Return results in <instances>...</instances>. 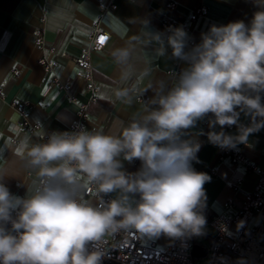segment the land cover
I'll use <instances>...</instances> for the list:
<instances>
[{
	"label": "clouds",
	"instance_id": "clouds-1",
	"mask_svg": "<svg viewBox=\"0 0 264 264\" xmlns=\"http://www.w3.org/2000/svg\"><path fill=\"white\" fill-rule=\"evenodd\" d=\"M254 3L261 10L250 24H213L191 48L183 26L170 27L167 34L142 29L154 46L153 60L170 48L187 67L137 89L150 88L153 96L126 121L114 120L107 132L78 125L46 139L41 131L43 142L26 136L14 152L29 176L24 197L5 183L6 177L19 176L14 162L0 160V264H102L106 246L118 234L124 244L130 236L205 234L204 185L211 177L192 166L199 162L201 143L182 137L209 114L210 129H239L235 136L207 133L209 143L221 149L247 144L249 135L264 128V0ZM112 56L125 65L130 52L119 48ZM114 95L132 102L127 89ZM242 113L250 125L239 123ZM135 160L141 162L139 170L125 171L123 162ZM109 194L114 198L105 199ZM244 223L239 221L237 230Z\"/></svg>",
	"mask_w": 264,
	"mask_h": 264
},
{
	"label": "crops",
	"instance_id": "crops-1",
	"mask_svg": "<svg viewBox=\"0 0 264 264\" xmlns=\"http://www.w3.org/2000/svg\"><path fill=\"white\" fill-rule=\"evenodd\" d=\"M97 1L0 0V160L14 162L19 176L5 178L14 195H26L25 183L29 179L25 162L14 155L19 142L26 136L33 142H43L37 135L41 131L45 133V139L54 131H67L77 118L79 104L89 100L90 95L73 58L80 54L82 44L93 34L97 24H102L110 33V40L104 50L91 56L99 91L97 100L89 104L90 118L86 128H102L107 132L114 120L126 121L141 108L139 95L147 99L153 96L150 88L146 92L137 89L146 88L166 72L179 73L177 71L187 67L186 62L171 56L170 48L165 57L153 60L154 46L141 35L142 29L167 34L161 23L168 20L177 27L183 26L198 44L201 34L206 33L211 25H227L237 20L248 25L254 13L261 10L254 0H115L118 9L102 13ZM170 3L175 7L170 8ZM201 3L207 4L208 16L192 24L190 16ZM36 29L43 32L46 51L55 48L67 54L66 57L58 56L57 73L63 80L71 82L69 93L57 87L46 89L48 75L40 62L43 51L34 44L32 37ZM119 48L129 49L130 56L125 65L117 64L112 56L113 50ZM15 70H18L17 74ZM120 89L129 91L130 104L116 100L114 93ZM69 94L75 96V101L69 98ZM24 101L30 106L29 124L24 123L18 110ZM209 118L211 114L198 121L194 128L185 130L182 138H196L201 143L197 153L199 162L193 161L192 166L197 172H205L211 177L204 185L207 199L203 214L207 220L204 230L212 233L211 220L224 211L223 206L228 200L240 205L255 187L258 176L243 164L234 163L230 157L219 160L218 146L209 143L207 133L223 130L235 136L239 129L236 125L223 129L217 125L210 129ZM249 120L242 113L239 123L248 126ZM236 148L264 170V128L249 135L247 144H239ZM123 163L127 172H136L141 167L139 160ZM109 195L111 198L115 196ZM255 219L252 213L245 214L244 225ZM153 239L163 249L177 240L163 235ZM197 240L206 242L202 237Z\"/></svg>",
	"mask_w": 264,
	"mask_h": 264
},
{
	"label": "built area",
	"instance_id": "built-area-1",
	"mask_svg": "<svg viewBox=\"0 0 264 264\" xmlns=\"http://www.w3.org/2000/svg\"><path fill=\"white\" fill-rule=\"evenodd\" d=\"M98 6L102 13L116 11L118 4L115 0H98ZM174 8L173 3L169 4ZM209 8L207 4L201 3L193 12L191 23L197 22L201 18L208 16ZM161 25L167 32L172 27H177L174 23L164 20ZM33 42L41 48L43 54L40 62L48 75L46 89L55 87L67 91L72 89L70 81L63 80L57 73L59 66L58 56L66 57L65 52H58L55 48L45 50L46 40L42 30L36 29L32 33ZM188 47L195 44V39L189 36ZM110 40V33L102 24H97L93 34H91L80 48V54L73 58L74 64L79 68L86 91L90 95L87 102L79 104V111L75 122L67 131H73L76 126L83 125L90 118L88 107L92 101L97 100L99 86L93 75V64L91 56L94 52L104 50ZM180 72V71H177ZM14 73H18L15 70ZM264 97V95H263ZM69 98L75 101V96L69 94ZM138 101H146L147 98L138 96ZM28 101L19 104L18 110L24 123H28L29 109ZM259 119V118H258ZM250 125V120L249 123ZM229 127V126H224ZM219 160L223 161L230 157L234 163L243 164L248 170L257 174L258 179L251 192L246 194L243 202L239 205L234 200H228L224 204V211L214 217L210 226L213 230L209 233L204 230L202 237L206 242L198 241V237L177 238L167 249L160 248L154 239L129 237L127 244L123 243V236L118 234L114 240L110 241L107 255L102 264H264V170L260 169L255 162L248 160L239 149H221L218 147ZM108 195L105 199H110ZM138 198V197H137ZM252 213L256 217L253 223L250 220L246 225L237 230V223L244 219L245 214ZM227 228V232L222 231ZM115 244L116 247L111 245ZM201 246L206 249V255L196 257L193 254L194 246ZM207 258L203 261L202 258Z\"/></svg>",
	"mask_w": 264,
	"mask_h": 264
},
{
	"label": "water",
	"instance_id": "water-1",
	"mask_svg": "<svg viewBox=\"0 0 264 264\" xmlns=\"http://www.w3.org/2000/svg\"><path fill=\"white\" fill-rule=\"evenodd\" d=\"M193 254L196 257L204 256V255H206V249L199 246V245H197V246L195 245L193 248Z\"/></svg>",
	"mask_w": 264,
	"mask_h": 264
},
{
	"label": "rangeland",
	"instance_id": "rangeland-1",
	"mask_svg": "<svg viewBox=\"0 0 264 264\" xmlns=\"http://www.w3.org/2000/svg\"><path fill=\"white\" fill-rule=\"evenodd\" d=\"M255 221H256V220H254L253 223H251V225H253V224L255 223ZM202 259H203V261L207 260L206 257H205V258H202Z\"/></svg>",
	"mask_w": 264,
	"mask_h": 264
}]
</instances>
